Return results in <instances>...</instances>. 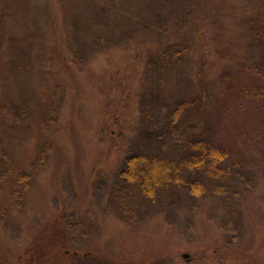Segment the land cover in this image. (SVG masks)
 Instances as JSON below:
<instances>
[{"label": "rangeland", "instance_id": "1", "mask_svg": "<svg viewBox=\"0 0 264 264\" xmlns=\"http://www.w3.org/2000/svg\"><path fill=\"white\" fill-rule=\"evenodd\" d=\"M7 2L1 0L0 17L6 8L13 29L9 36L28 42L32 37L27 33L28 20L32 21L39 11L27 17L28 0ZM68 3L75 10L71 17L74 22L80 8L75 2L64 1ZM42 20L39 16L36 23L40 25ZM124 34L131 41L141 38L134 33ZM83 38L85 46L94 41L88 35ZM162 38L156 37L157 41ZM113 42L111 46L119 44ZM142 42H127V47L119 44L116 47L122 48L107 59L102 48L92 57L89 50L78 51V36L70 39L76 56H69L82 64H65L67 82L60 88L63 94L57 92L52 100L49 114L60 103L63 122L58 125L69 129L74 126L69 130L72 143L55 146L42 167L36 165L41 146H27L21 152L22 158L28 154L26 161L34 177L24 203L1 210L5 215L0 231V264H251L264 256V141L252 144L253 139L257 141L259 135H264V124L258 120L264 109L263 113L255 111L246 116L243 109L247 102L233 95L218 102L220 120L229 124L228 132L221 129V140L208 128L205 137L223 142L229 154L225 164L228 173L217 178L203 172L190 175L189 180L198 177L207 187L202 196L192 194L188 184L183 183L159 189L150 198L142 195L137 185L119 179L130 155L166 154L176 160L184 156L178 144L182 138L184 142L186 130L176 128L184 125L183 115L175 127L168 114L162 131L152 129L159 100L143 91L149 83L144 81V63L138 53L146 46ZM20 49V58L28 60L30 55L36 68L43 67L37 63L38 59L44 60L40 48L31 51L26 44ZM12 58L0 66V93L8 92L1 98L34 103L36 89L40 86L43 91L45 82L39 73L38 78L34 74L32 63L26 67L16 55ZM126 65V72L134 78L130 88L110 95L111 87L101 80L103 73L124 71ZM168 82L176 90L172 98L178 96L183 103L189 100V90L178 85L180 82ZM120 87L126 89L121 83ZM154 94L158 96L157 90ZM72 97L73 102L78 100L76 108ZM143 111L147 112L144 117ZM177 130L178 139L173 134ZM9 141L15 158L20 155L19 140L11 135ZM9 190L8 183L0 191V207L7 204Z\"/></svg>", "mask_w": 264, "mask_h": 264}, {"label": "trees", "instance_id": "2", "mask_svg": "<svg viewBox=\"0 0 264 264\" xmlns=\"http://www.w3.org/2000/svg\"><path fill=\"white\" fill-rule=\"evenodd\" d=\"M64 1L43 0L40 1L43 3H39L28 0L25 10H30L27 17L39 11L32 21L28 20L30 29L25 31L28 37L29 33L32 35L28 42L21 37L9 36V31L13 29L8 24L10 15L6 8H3L5 12L0 17V66L15 59L12 55L19 59V52L23 51L20 48L26 44L31 51L40 48V57H44V60L38 59L37 63L43 66L41 69L36 68L30 55L28 60L20 58L19 62L25 65L32 63L34 74L39 73L45 82L43 91L40 86H35V102L30 104L1 98L8 95L7 90L0 93V191L8 183L10 186L8 202L0 207V213L2 209L21 206L26 199L34 177V170L31 171L26 161L28 154L26 158L25 154L24 158L21 154L27 146H41L36 165L42 167L48 163V156L55 146L67 141L72 143L69 130L74 126L69 129L58 125L63 122L60 103L57 110L50 114L49 109L57 92L63 94L60 88L64 81L67 82L63 72L68 70L65 64L75 61L69 56L72 53L76 56L70 45L73 36L79 37L78 51L89 50V55L93 54L94 57V53L102 48L107 59H112L114 50L122 48L116 47L119 44L127 47V42L145 41V48L138 52L140 61L144 63V81L149 83L143 91L147 96L159 100L156 102L159 106L152 129L162 131L168 114H171L174 127L182 115L185 118L184 125L176 127L183 132L186 130L184 142L183 138L180 143L177 142L178 146L183 147L184 156L181 159L176 160L166 154H133L126 159L119 179L137 185L141 194L150 198H154L159 189L183 183L188 184L192 194L202 196L207 187L198 177L189 180L190 175L203 172L217 178L228 173L225 164L229 154L223 142L205 137L208 128L221 140L224 139L220 134L221 129L228 132L229 124H223L220 120L218 102L221 104L233 95L238 101L247 102L244 115L264 111V0H67L75 2L80 8L79 13L74 14V22L71 17L75 10H72V4H64ZM10 2L12 0L7 3ZM39 16L43 18L40 25L36 23ZM125 32L141 35V38L135 37L131 41ZM87 35L94 41L85 46L83 37ZM152 35L164 38L157 41ZM113 41H119V44L111 46ZM77 64L80 67L82 63ZM124 69L109 75L103 73L101 80L111 87L110 95H114L118 89L123 92L130 88L131 79L134 78L126 72L127 65ZM168 81L180 82L178 85L188 89L189 100L183 103L177 99L178 96L172 98L176 90ZM120 83L126 89L120 87ZM149 86L153 87L149 89ZM155 90L158 96L154 94ZM74 96L76 98L75 93ZM72 105L74 108L78 105V100L73 102V97ZM166 107L171 111H167ZM146 113L143 111V117ZM263 115L258 119L260 124H264ZM179 132L173 133L177 139ZM11 135L14 140H19L18 149L21 148L17 150L20 155L15 158L12 142L9 141ZM260 140L264 141V135H259L257 141L253 139L252 144H258ZM243 144L247 145L244 141ZM216 190L220 192L218 187ZM4 215H0V231ZM234 232L237 234L236 230ZM251 264H264V256Z\"/></svg>", "mask_w": 264, "mask_h": 264}, {"label": "water", "instance_id": "3", "mask_svg": "<svg viewBox=\"0 0 264 264\" xmlns=\"http://www.w3.org/2000/svg\"><path fill=\"white\" fill-rule=\"evenodd\" d=\"M185 256H188V254H185Z\"/></svg>", "mask_w": 264, "mask_h": 264}]
</instances>
